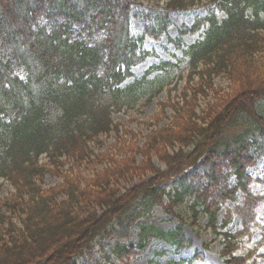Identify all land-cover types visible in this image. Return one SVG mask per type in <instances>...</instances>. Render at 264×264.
Masks as SVG:
<instances>
[{"label":"trees","instance_id":"obj_1","mask_svg":"<svg viewBox=\"0 0 264 264\" xmlns=\"http://www.w3.org/2000/svg\"><path fill=\"white\" fill-rule=\"evenodd\" d=\"M140 4L0 0V179L14 190L0 198V264H74L96 239L112 236L118 240L107 257L112 264V256L129 260L154 240L176 251L189 248L192 240L175 212L187 199L193 217H206L207 227L223 240L225 264H248L252 255L238 252L250 225L233 233L231 214L221 220L220 210L240 192L242 212L264 200L251 188L264 183V175L248 173L264 170V0H159L158 13L138 11ZM193 8L206 15L181 36L204 31L184 51L188 72L185 85L172 88L179 95L170 98V124L152 132L144 148L128 143L131 155L121 161L112 153L95 154L91 144L118 132L112 115L134 100V85H121L149 55L141 49L144 37L158 38L171 14ZM144 16V31L133 35L130 18ZM171 67L155 66L136 84L144 90L153 71ZM217 79L226 80L229 90L217 87ZM201 99L210 100L198 113ZM164 109L149 125L168 118ZM154 158L166 168L156 167ZM69 160L72 173L64 174ZM81 166L92 169V176L73 173ZM49 173L63 182L44 189ZM148 174L146 183L124 192L117 188ZM155 206L180 225H138V242L126 244L134 224Z\"/></svg>","mask_w":264,"mask_h":264},{"label":"rangeland","instance_id":"obj_2","mask_svg":"<svg viewBox=\"0 0 264 264\" xmlns=\"http://www.w3.org/2000/svg\"><path fill=\"white\" fill-rule=\"evenodd\" d=\"M158 1L140 0L141 4L135 7L140 12L158 13L159 9L155 6ZM204 15H206V10L203 8H193L188 11L171 14L169 16L170 24L168 28L158 38L151 36L144 37L141 49L149 55L142 63L133 67L131 70L133 76L121 85L122 88L127 85H134L132 91L134 100L131 104L125 106L121 112L112 115V120L117 125L118 132L113 131L108 136L101 137V143L99 144H91V149L95 154L112 153L117 161H121L126 156L129 157L131 155L128 147L130 144H137L139 147L144 148V144L152 132L158 131L170 124L171 118L174 115L170 102L171 100L177 101L176 95H179V92L172 91V88L176 86L179 90L185 85V77L188 72V59L184 55V51L187 50L188 46L201 40L204 29L194 35L185 34L183 36H181V31L191 28L196 18ZM219 16L220 18L224 17L222 13H219ZM146 19L145 16L141 19L130 18V31L133 35L138 36L144 31V21ZM162 63H170L173 67L166 70L153 71L147 77L149 83L145 84L144 90L140 89L136 82L140 81L153 67L159 66ZM215 84L225 91L229 90V84L224 79H217ZM141 92H144V94H141ZM209 100H200L199 108L197 109L198 113L205 108ZM164 106L165 114L168 118L160 119V122L155 124L157 126L149 125L153 123L157 114L162 112ZM120 140L125 145L120 144V142L118 143ZM141 160L142 157L138 156V163ZM152 161L161 170L166 168L165 164L161 163L157 158L152 159ZM42 162H46L45 157H43ZM72 165L73 161L69 160L66 167L63 168L64 174L72 173ZM104 167L105 165H101L97 166L96 169L102 170ZM93 172L92 169L84 166L73 170L74 174H82L86 178L91 177ZM248 173L253 178H262L264 170L262 167L258 170L250 168ZM151 177L152 175L148 174L143 178L121 181L117 185V188L124 192L135 185L148 182ZM234 180L233 177L230 179V182H234ZM62 182V178L49 173L45 176L41 185L44 189H49ZM166 188L168 192L172 191V183H168ZM251 188L255 194L264 197V183H254ZM13 192V187L9 182L0 179V198H5ZM167 201L168 198H165V202ZM244 201V194L240 192L236 201L228 202L221 208L220 219L224 220L229 213L231 214V223L228 229L233 233H238L246 225H250L249 232L244 234L242 238L243 244L238 255L246 256L251 254L252 256L248 264H264V234L261 230V226H264V200L259 204L257 203L251 209L242 212L240 209L245 207ZM188 202L190 203L189 199L176 207L175 212L184 221L182 229L184 234L192 240L191 247L176 251L165 242L154 240L145 252L132 256L129 260L122 262L117 261L112 256V261L116 262V264H166L171 260L176 262L190 260L192 262L188 261L185 264H225L224 258L221 255L224 247L223 240L217 237L211 228L207 227L206 217L201 215H198L196 219L193 217ZM141 224L155 225L165 230H174L180 225V222L177 218L165 212L162 207L155 206L146 217L139 219L134 224L130 230V232L133 231L131 241L125 242L126 244H136L138 242V225ZM117 241L115 236L96 239L93 243V249L83 256L76 258L74 264H112V262L107 260V257L112 255ZM195 255H198L199 258L193 259Z\"/></svg>","mask_w":264,"mask_h":264}]
</instances>
